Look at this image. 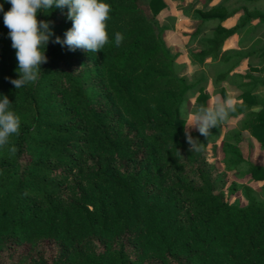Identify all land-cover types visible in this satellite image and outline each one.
Wrapping results in <instances>:
<instances>
[{
  "label": "trees",
  "instance_id": "1",
  "mask_svg": "<svg viewBox=\"0 0 264 264\" xmlns=\"http://www.w3.org/2000/svg\"><path fill=\"white\" fill-rule=\"evenodd\" d=\"M184 8L199 24L200 46L190 52L199 64L221 59L227 66L215 78L241 89L232 117L239 126L222 139L228 170H245L264 181V164L241 150L247 130L264 150V104L253 93L264 85V45L246 53L223 52L228 37L264 24V11L243 0L236 25L223 22L237 9L227 0ZM109 43L98 53L69 50L54 43L72 25L67 8L38 11L52 36L36 82L16 89L18 62L0 12V99L7 96L21 118L17 151L0 148V258L9 264H264V198L246 183L244 205L231 203L225 176L208 160L223 125L208 138L194 131L199 151L191 152L182 106L191 91L208 105L203 77L180 75V64L165 40L158 15L166 0H106ZM4 11L11 8L0 0ZM209 28V30H206ZM124 39L115 44V33ZM244 55L248 72L234 73ZM237 60L230 63L231 60ZM258 71L259 73H256ZM222 98H228L223 90ZM246 166V167H243Z\"/></svg>",
  "mask_w": 264,
  "mask_h": 264
},
{
  "label": "clouds",
  "instance_id": "2",
  "mask_svg": "<svg viewBox=\"0 0 264 264\" xmlns=\"http://www.w3.org/2000/svg\"><path fill=\"white\" fill-rule=\"evenodd\" d=\"M11 8L3 12V22L8 29L11 47L15 50L19 76L9 81L16 89L36 82L41 71L40 65L45 63L47 57L45 48L52 36L48 21H39L37 13L41 9L47 14L51 8H67V18L72 25L66 30L64 38H55L54 43L67 46L69 50L82 49L89 53L102 51L109 43L107 22L110 19L111 5L106 0H6ZM124 37L120 32L115 33V44L120 46ZM264 100V85L258 86L253 93ZM9 98L5 95L0 99V148H8L10 154L17 151L10 138L19 135L21 118L11 109ZM238 107L247 108L242 101L217 96L208 105L197 106L192 113L191 122L186 126V139L189 150L199 151L200 142L194 139L187 130L195 128L201 135L208 138L213 127L227 123L231 114ZM253 113L264 111V104L253 105ZM246 167V166H243Z\"/></svg>",
  "mask_w": 264,
  "mask_h": 264
},
{
  "label": "rangeland",
  "instance_id": "3",
  "mask_svg": "<svg viewBox=\"0 0 264 264\" xmlns=\"http://www.w3.org/2000/svg\"><path fill=\"white\" fill-rule=\"evenodd\" d=\"M169 2L168 8H165L159 15L158 19L161 24L165 25L168 30L165 34V40L173 54L177 56V62L180 64L181 68L179 71L180 75H186L189 78L203 77L206 83L207 91L210 94L208 104L213 102L217 96L222 97L223 90L227 93L229 98L234 100H239L240 91L227 81H223L220 84L215 82V78L219 72L226 70L227 66L222 60H210L207 59L205 63L199 64L195 63L193 66H186V63H181L178 60L179 54H187L191 50L196 49L200 45V36H194L193 33L197 27V22L194 20H188L185 17L180 6L184 8H202L204 7L205 0H166ZM223 0H212L209 6H214L219 4ZM234 4L237 3L234 0ZM261 8H264V1L258 3ZM209 30V28H206ZM262 37L264 34H260ZM224 47V46H223ZM191 57V55H190ZM189 58V56H188ZM192 59V58H191ZM254 64L257 66L262 65L259 58L252 59ZM185 64V65H184ZM239 70L248 71L249 67L244 61V63L238 67ZM256 73H259L256 71ZM198 95L197 91H191L182 106V114L186 118V126L191 122V116L193 110L197 107L196 97ZM242 117H232L223 126V131L221 137L215 144H211L208 147V160L219 168L221 175L225 176L226 186L224 191L226 193L227 199L231 203H238L244 205L247 203V199L244 195L242 189H239L235 193L229 191V185L232 182L246 183L251 185L256 193L264 198V181L255 180L245 168H240L238 170H228L224 164V153L222 151V139L225 134L236 126H239ZM187 130L192 133L197 131L193 127L187 128ZM243 141L241 143V150L244 155L249 156L257 164H264V150L261 149L259 141L253 137L249 131H242ZM0 264H9L8 260L0 258Z\"/></svg>",
  "mask_w": 264,
  "mask_h": 264
},
{
  "label": "crops",
  "instance_id": "4",
  "mask_svg": "<svg viewBox=\"0 0 264 264\" xmlns=\"http://www.w3.org/2000/svg\"><path fill=\"white\" fill-rule=\"evenodd\" d=\"M261 1H264V0H255L253 2H249L248 5L251 8H257V9H261V10L264 11V8H261L258 5V3L261 2ZM234 2H235L234 0H227V4L230 6V8H232V9L235 8V9H237V11L233 15L228 17L223 22V25L226 26V27H232V26L236 25L238 23V21H239L240 16L243 13V9H242V4H244L243 0H236L237 3H235V4H234ZM167 4L169 5V2H167ZM166 8H168V6ZM180 8H181V10L184 9L183 6H180ZM183 13H184V11H183ZM184 15H185L184 18H186L188 20H194V19H191L190 17H188L185 13H184ZM194 21L197 22V26H198L199 20H194ZM260 34H264V24L259 25L258 24V20H254L252 22L251 26H250V31L247 32L245 29H243L242 32L236 33V34H234V35H232V36L227 38V40L224 43L223 52L239 50V51H241L243 53H246L248 50H251L253 47H260V46L264 45V36L262 37ZM198 48L199 47H197L196 49H193V50H197ZM188 56H189V58H188ZM254 58H259L261 60V63H263V59L260 56H257V55H244V57L240 61V65L239 66H241L244 63V61H245L246 64L248 65V67H249V61L254 63V61L252 60ZM178 60H181V63H186L187 64L186 66H189V65L193 66L194 65V61H192V59L190 57V52L187 53V54H179ZM236 60L237 59L234 58L233 60L230 61V63H232V62H234ZM238 67H236L232 71V74H234V73H242V74H244V73L248 72V71L239 70ZM225 81L229 82L230 84H233L240 91V94H241L242 91L238 87V83L237 82L230 81V80H225ZM237 101H238V98H237Z\"/></svg>",
  "mask_w": 264,
  "mask_h": 264
}]
</instances>
